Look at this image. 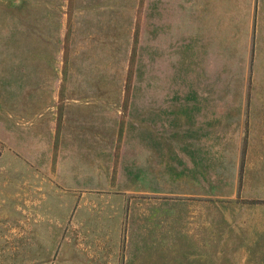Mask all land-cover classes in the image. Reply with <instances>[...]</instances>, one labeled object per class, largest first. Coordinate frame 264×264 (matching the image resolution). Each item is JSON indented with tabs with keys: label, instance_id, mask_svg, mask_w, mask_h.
<instances>
[{
	"label": "rangeland",
	"instance_id": "obj_1",
	"mask_svg": "<svg viewBox=\"0 0 264 264\" xmlns=\"http://www.w3.org/2000/svg\"><path fill=\"white\" fill-rule=\"evenodd\" d=\"M249 221L264 0H0V264H243Z\"/></svg>",
	"mask_w": 264,
	"mask_h": 264
},
{
	"label": "crops",
	"instance_id": "obj_2",
	"mask_svg": "<svg viewBox=\"0 0 264 264\" xmlns=\"http://www.w3.org/2000/svg\"><path fill=\"white\" fill-rule=\"evenodd\" d=\"M244 229L250 233H248V239L243 238V254L247 255V261H243V264H259L256 263L254 259H256L255 254H264V233H259L255 221H249L245 224L243 223V230Z\"/></svg>",
	"mask_w": 264,
	"mask_h": 264
}]
</instances>
